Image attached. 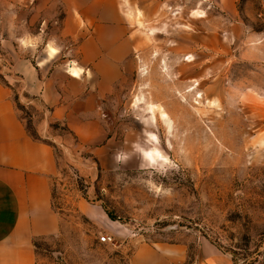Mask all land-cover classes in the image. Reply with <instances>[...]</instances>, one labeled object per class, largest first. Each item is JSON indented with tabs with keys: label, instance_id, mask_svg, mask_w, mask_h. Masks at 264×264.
Here are the masks:
<instances>
[{
	"label": "rangeland",
	"instance_id": "374dc122",
	"mask_svg": "<svg viewBox=\"0 0 264 264\" xmlns=\"http://www.w3.org/2000/svg\"><path fill=\"white\" fill-rule=\"evenodd\" d=\"M120 1L130 69L98 105L103 143L81 148L51 124L61 230L37 242L39 258L129 264L140 244H176L196 264L206 243L264 264V0ZM31 28L14 41L23 58L79 62L59 20ZM5 36L0 80L12 85ZM18 105L35 135L36 111Z\"/></svg>",
	"mask_w": 264,
	"mask_h": 264
},
{
	"label": "crops",
	"instance_id": "0c3cea01",
	"mask_svg": "<svg viewBox=\"0 0 264 264\" xmlns=\"http://www.w3.org/2000/svg\"><path fill=\"white\" fill-rule=\"evenodd\" d=\"M55 19L64 24V36L74 41L80 60L47 70V63L35 65L23 58L14 41L36 37L32 25ZM19 25L21 32L16 33ZM4 34L14 74L12 85L0 80V264H58L39 258L37 248L39 240L61 230L53 204L61 166L48 141L59 138L51 124L65 126L81 148L103 143L106 131L98 105L130 69L132 30L120 0H0ZM19 103L36 111L35 135ZM203 245L196 264H234L216 246ZM178 248L143 243L129 264H181L187 253L184 248L177 253Z\"/></svg>",
	"mask_w": 264,
	"mask_h": 264
},
{
	"label": "built area",
	"instance_id": "2783aa9c",
	"mask_svg": "<svg viewBox=\"0 0 264 264\" xmlns=\"http://www.w3.org/2000/svg\"><path fill=\"white\" fill-rule=\"evenodd\" d=\"M101 240H102L103 242H109L110 240H112V237H110V236H103V237L101 238Z\"/></svg>",
	"mask_w": 264,
	"mask_h": 264
},
{
	"label": "bare ground",
	"instance_id": "6f19581e",
	"mask_svg": "<svg viewBox=\"0 0 264 264\" xmlns=\"http://www.w3.org/2000/svg\"><path fill=\"white\" fill-rule=\"evenodd\" d=\"M157 155H154L153 153H148V155L151 157V158H155V156H159V151L157 150L156 152Z\"/></svg>",
	"mask_w": 264,
	"mask_h": 264
},
{
	"label": "trees",
	"instance_id": "16d2710c",
	"mask_svg": "<svg viewBox=\"0 0 264 264\" xmlns=\"http://www.w3.org/2000/svg\"><path fill=\"white\" fill-rule=\"evenodd\" d=\"M18 107H19V105H18ZM20 108V107H19ZM108 215L110 216V213H108Z\"/></svg>",
	"mask_w": 264,
	"mask_h": 264
}]
</instances>
